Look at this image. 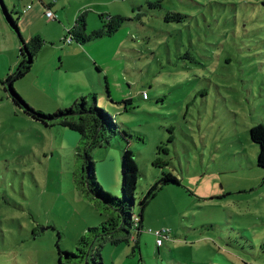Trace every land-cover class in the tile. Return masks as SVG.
I'll list each match as a JSON object with an SVG mask.
<instances>
[{
	"label": "rangeland",
	"instance_id": "obj_1",
	"mask_svg": "<svg viewBox=\"0 0 264 264\" xmlns=\"http://www.w3.org/2000/svg\"><path fill=\"white\" fill-rule=\"evenodd\" d=\"M5 2L11 10L14 0ZM75 4H84L89 35L108 25V15L125 18L87 47L102 72L92 71L88 56L78 70L86 78L91 68L100 86L94 102L132 134L139 167L133 212L143 210L145 224L139 248L133 251L131 226L130 240L119 244L93 230L114 210L82 183L89 175L82 135L47 126L12 101L2 80L16 69L17 51L0 36V264H264V168L251 138V127L264 125V0ZM176 12L187 16L167 21ZM68 36L65 28L59 43ZM53 64L38 61L13 82L45 113L73 104L66 96L72 72ZM111 135L92 156L104 191L122 197V151L118 157L114 149L128 142ZM168 173L180 183L164 184L142 207L151 184ZM163 228L171 232L158 249L151 230Z\"/></svg>",
	"mask_w": 264,
	"mask_h": 264
},
{
	"label": "trees",
	"instance_id": "obj_2",
	"mask_svg": "<svg viewBox=\"0 0 264 264\" xmlns=\"http://www.w3.org/2000/svg\"><path fill=\"white\" fill-rule=\"evenodd\" d=\"M100 16L101 18L104 17V15ZM108 16L110 18L108 25L104 26V28L98 31H94L89 35L85 32V15H80L76 23L72 26V28L68 30V35H71L72 37L71 43H86L93 38L112 35L118 30L121 23L124 22L125 18L122 15ZM185 16L187 15L176 12L169 14L166 19L167 21L181 20ZM13 24L18 25L17 19L13 20ZM21 41L22 47L19 55V63L17 64L16 69L10 72L4 78V80H2L3 86H5V89L9 92L12 101L31 117L43 121V123L47 126H54L59 124L64 127H68L72 131L79 132L82 135L78 150H80L81 146L83 145L84 153L86 156V164L89 170L87 180H84L82 183L85 186L87 185V191L89 192V194H93L95 195V197L102 199L107 205L111 207L112 210H114L113 212H111L110 220L108 222H104L99 228H94L93 230H102V236L105 235L106 237H109L113 244H119L123 241L130 240L131 230L129 226H131L132 229H136L138 232V237L135 239V246L133 247V251H135L136 248H139V235L142 231L143 210L141 211L140 215H136L133 212L136 199L135 193L137 190L139 167L135 158V153L129 147L132 134L125 129L122 130L119 128L118 123L115 122L114 115H112V113H110L108 109L98 107V101L94 102V99L97 100L96 93H93L90 96H82L80 99L76 100L70 107L58 109L57 111H54L52 113H45L41 110L35 109L30 104H28L24 100V98L20 96V94L17 93L13 88H11L13 91L12 94V92H10L7 88V83H10L12 87L15 80L24 77L27 73L30 72L34 58L44 44V39L39 35L33 36L29 41H25L23 38H21ZM24 47L28 50L31 56L30 62L27 60V55L25 54ZM106 91L111 97L108 86ZM123 102H125L126 104L131 103L132 97L124 100ZM118 132L128 142L127 147H123V145L121 144L123 173L121 188L123 193L122 197H117L112 195L111 193L104 191V188L98 182L95 172L96 161H94L92 156V151L94 148L104 146V141L110 143V139L112 138L111 134H117ZM251 138L260 147L258 153V165L264 168L263 124H257L251 127ZM166 183L178 184L180 182L172 173H168L166 176L161 177L151 184L143 199L141 200V206L144 207L148 203V201L153 198ZM134 218H138L139 220L137 226L135 225ZM122 231L125 232V234H122ZM170 232H168V234Z\"/></svg>",
	"mask_w": 264,
	"mask_h": 264
},
{
	"label": "crops",
	"instance_id": "obj_3",
	"mask_svg": "<svg viewBox=\"0 0 264 264\" xmlns=\"http://www.w3.org/2000/svg\"><path fill=\"white\" fill-rule=\"evenodd\" d=\"M84 4L76 5L75 0H56L55 2H53L52 0H14V3L11 5L12 9L9 10L13 18L17 19L18 26L20 25L19 26L20 32L22 31L21 34H18L13 29L11 24L6 19L5 14L0 6V36L1 38H5L3 36L9 38V40H11V42L14 43V49L17 51L16 59L13 57L12 62L15 63V65H17L19 62V58H20L19 55L22 47L21 38H23L25 41H29L35 35L41 36L44 39V44L41 50L36 55V57L34 58L31 70L38 63V61L41 62L45 61L46 66L48 67L55 62L53 64L55 69L65 68L68 72L71 70L72 72L71 75L73 79L69 82V84L72 87V90L70 91V93H67L66 96L68 97L69 101L72 100L73 103L76 100L80 99L82 96H90L91 94L95 93V90H97V88H100L96 80H94V78L92 77V74H90L91 68L89 66H88L89 69L86 71L87 72L86 78H83L81 72L78 70V68L85 69L87 67L84 64L86 62V57L88 56L91 59L89 61L92 67V71L94 69V70H98V72L100 73L102 72L100 69L101 65L99 59L94 55H91L89 48L87 49V47L91 45L92 42L90 41L86 43L73 42L71 44L70 43L67 44L63 40L65 44L59 43V41L61 40L60 38L62 37L63 30H65V28H67L68 30L72 28V26L76 23L78 17L82 15L80 13ZM49 9H51L57 15L56 20L51 21L46 16V12ZM67 10L69 11L71 10L72 15L70 14V12H68L67 15H64L65 11ZM37 24L41 25L40 28L35 27ZM56 31H57L56 38L49 40V33L50 32L54 33ZM16 34L20 37V39L17 37ZM4 41L7 40L5 39ZM49 46H52L53 47L52 50H54L53 53L50 55H49ZM99 81H101V78H99ZM101 85L105 89H107V86L109 88V85L107 83L104 84L103 81H101ZM96 94H97L96 96H98L99 93ZM110 94L112 95L111 91ZM126 98H129V96ZM54 126H61V125L58 124ZM117 147H118L117 150L114 149V151L117 152V156L119 157L122 146L119 143V146ZM103 167L105 166L103 165ZM116 172H117L116 170L113 171V173ZM116 180H119V174L117 175ZM144 226L145 224L143 217L142 230ZM156 230H160V229H156ZM164 243L162 245L157 244L158 249L161 248V246H163Z\"/></svg>",
	"mask_w": 264,
	"mask_h": 264
},
{
	"label": "built area",
	"instance_id": "obj_4",
	"mask_svg": "<svg viewBox=\"0 0 264 264\" xmlns=\"http://www.w3.org/2000/svg\"><path fill=\"white\" fill-rule=\"evenodd\" d=\"M46 16L49 18V19H53L55 20L57 18V15L51 10H47L46 12ZM64 41L67 42V43H71L72 42V37L71 35H69L67 38H64ZM143 98H148V93L147 92H143ZM138 218H134V222H135V225L137 226L138 225ZM153 232H155L156 236H157V244L158 245H162L164 243V238L165 237H168L169 234L168 232H170V230L168 229H160V230H151Z\"/></svg>",
	"mask_w": 264,
	"mask_h": 264
},
{
	"label": "water",
	"instance_id": "obj_5",
	"mask_svg": "<svg viewBox=\"0 0 264 264\" xmlns=\"http://www.w3.org/2000/svg\"><path fill=\"white\" fill-rule=\"evenodd\" d=\"M0 6H1V8H2L4 14H5L6 19H7L8 22L11 24V26L13 27V29H14L18 34H21L20 29H19V26L13 24V20H14V18H13V16H12L11 12L9 11V8H8V6H7L6 2H5V0H0ZM24 51H25V54L27 55V60L30 62V61H31V56H30L28 50H27L25 47H24ZM7 86H8V87H7L8 90H9L10 92H12V94H13V91H12L11 88L15 89L14 86L11 87L10 83H8ZM15 91H16V90H15ZM16 92H17V91H16Z\"/></svg>",
	"mask_w": 264,
	"mask_h": 264
}]
</instances>
